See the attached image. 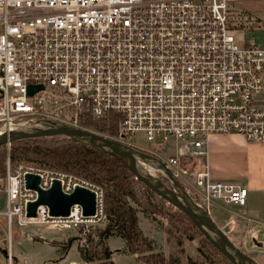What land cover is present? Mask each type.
Listing matches in <instances>:
<instances>
[{"label":"built area","instance_id":"2783aa9c","mask_svg":"<svg viewBox=\"0 0 264 264\" xmlns=\"http://www.w3.org/2000/svg\"><path fill=\"white\" fill-rule=\"evenodd\" d=\"M238 1L0 0V131L50 121L82 126L115 112V138L127 144L141 132L160 156L171 137L179 141L174 154L160 158L208 210L215 201L246 205L248 188L215 178L209 159L215 134L235 131L264 143V48L239 41ZM248 20L249 27L255 19ZM30 85L42 87L31 94ZM7 165L0 214L10 229L104 220L103 186L64 171ZM28 173L40 175L44 189L55 180L66 192L91 189L96 213L75 204L68 215H54L41 204L29 216L38 191L27 187Z\"/></svg>","mask_w":264,"mask_h":264},{"label":"trees","instance_id":"16d2710c","mask_svg":"<svg viewBox=\"0 0 264 264\" xmlns=\"http://www.w3.org/2000/svg\"><path fill=\"white\" fill-rule=\"evenodd\" d=\"M119 121V114L112 112L107 117H89L82 126L117 137ZM140 150L154 155L150 150ZM8 159L13 167L33 161L45 167L84 176L104 187L105 223L95 232L88 233L85 243L79 244V251L87 264H116L108 242L113 235L122 237L125 241L124 250L135 254L143 264H233L206 236L200 239L202 245L197 258L187 256L183 260L180 256L166 255L157 250L156 240L149 237L140 226L138 208L133 202L151 216L156 213L165 215L189 239L201 234V230L185 211L152 191L119 158L87 141L66 135H52L13 140L9 150L6 143L0 144V177L6 175ZM160 179L170 187L174 186L167 174L164 173ZM189 221L196 229L190 227ZM69 246L68 240L61 245V251H66Z\"/></svg>","mask_w":264,"mask_h":264},{"label":"water","instance_id":"95a60500","mask_svg":"<svg viewBox=\"0 0 264 264\" xmlns=\"http://www.w3.org/2000/svg\"><path fill=\"white\" fill-rule=\"evenodd\" d=\"M42 85H30L32 94ZM52 135H66L72 138L87 141L96 147L116 156L124 162L152 191L161 195L178 208L185 211L194 221L201 232L233 263V264H260L251 255L243 251L228 234L214 220L209 210L197 201L186 187L180 182L179 177L160 157L148 154L130 144L103 134L96 130L73 126L60 121H50L45 124H29L10 132L0 131V144L12 142L26 137H40ZM155 160L164 168L165 173L172 179L174 186L170 187L160 178L142 165L140 159ZM40 175L28 173L26 185L38 191L37 199L28 203L29 216H35L37 207L47 205L54 215H68L75 204H80L85 215H93L97 210L95 193L86 187L78 186L72 192L62 189L61 182L55 180L51 187L44 189L40 186ZM8 257V248H2Z\"/></svg>","mask_w":264,"mask_h":264},{"label":"rangeland","instance_id":"374dc122","mask_svg":"<svg viewBox=\"0 0 264 264\" xmlns=\"http://www.w3.org/2000/svg\"><path fill=\"white\" fill-rule=\"evenodd\" d=\"M236 4L238 6L237 13L241 12V14L239 15L237 14L238 16L237 21L239 20L238 22L239 27L235 28V32H236V35L239 41L244 42V43L253 42L264 48V0H241V1H238ZM242 13H244V15H242ZM250 15L252 19L254 18L255 20L248 27L247 23L249 22L248 19ZM90 129H93V128L91 127ZM178 143H179L178 140H176L174 137H171L166 145V149H164L160 153V156L166 159L168 154L174 153L177 150ZM132 145H135L139 147L140 149H144L147 151L150 150L154 152V155L160 157L158 155L157 150L150 148L151 142L148 141L146 136L141 132H138L135 135V137L133 138ZM6 148L7 150H9L10 148L8 143H6ZM8 160H7V163H8ZM139 161L142 163V165L147 167L151 171V173L157 178H160V176L162 177L164 176L165 170L158 161L144 159V158L140 159ZM20 164L34 165L36 167L59 170L55 168L45 167L33 161L22 162V163H19L18 165ZM7 166H6V173H7ZM13 168L15 167L11 165V169ZM59 171H63V170H59ZM64 172H68V171H64ZM68 173H72V172H68ZM5 177L6 175L0 177V207L4 206L2 203V200H4V198L2 197L1 194L5 195ZM179 180L184 185V187L187 188V190L188 188H190L189 184L186 183L185 179L179 178ZM90 181L95 184H98L92 180ZM133 204L136 205L141 215H146V217L150 218L153 221L152 225L150 224L151 227L150 228L148 227V232L155 234L156 236L155 240L157 242V248H156L157 250L163 251L166 255L180 256L183 260H185L187 256H191L193 258H197L200 256L199 247L202 245V242L200 241V239L202 236H205L202 232L201 234H196L193 239H189L186 236V234H182V232L174 224H171L165 215L156 213L155 215H153L154 216L153 217L149 215L148 213H146L145 211H143L138 206V204H136L135 202H133ZM231 213H232L231 208L224 206L222 208V217H217L219 218L218 220H219V223L221 224L220 226H223L227 234H230V235L233 232L231 231L230 226L227 225L226 223ZM0 221L4 223L5 228H6V239H5L6 248L10 246L9 237L11 235L12 243H13V250H14L13 252L16 254L15 256L19 255V257H22L24 255H27L30 260L37 259L36 255H33L32 253V251L34 250L33 248L34 240H33V236L32 238H30V235L42 234L45 236H53V237L57 236L59 238L65 236L69 240L71 239V237L76 236L75 239L77 241L85 243L87 241V234L90 232L92 233L93 231L95 232L96 229L103 226L105 223V220H103L101 223H95L94 225H79L77 227H70V228H64L62 230H59V229H55L53 227H50L45 224H40V223L28 224V225H25L24 227H21L20 225L13 223L12 228L10 229L8 227L7 220H4L3 215L0 216ZM189 223H191L190 227L195 228L194 226H192L191 221H189ZM143 224L146 228L149 225V223L145 220ZM262 229L264 230V227ZM191 232H193V229L191 230ZM252 239L253 238H251V236L248 234V241L246 243L240 242V240L238 239H236L235 241H236V245H238L243 251L251 255L254 259H256L258 263L264 264V231L260 232V237L259 239L257 238L258 240L257 239L252 240ZM257 241H259V243ZM62 244H65V242H62ZM109 244H110L111 249L115 250L114 255H115V259L117 260L118 264H143L140 261L138 262L137 259L131 256L130 254H125V253L116 251L120 249L121 247H123L124 245V240L122 237L116 236V235L111 236L109 239ZM45 251H48V248H46ZM79 257L80 256L75 246L70 254V259H68L66 264H69L70 260L79 259Z\"/></svg>","mask_w":264,"mask_h":264},{"label":"crops","instance_id":"0c3cea01","mask_svg":"<svg viewBox=\"0 0 264 264\" xmlns=\"http://www.w3.org/2000/svg\"><path fill=\"white\" fill-rule=\"evenodd\" d=\"M174 153L168 154L167 157ZM209 159L212 174L215 178L230 179L241 183L248 188L246 205H226V203H222L221 201H215L209 207V212L212 217L220 226L221 224L217 217H222V208L224 206L230 207L232 213L229 215L226 224L230 226V229L233 232L231 235L228 234L232 241L236 243L235 240L238 239L240 242L246 243L248 241V234L253 238L252 240L259 239L260 232L264 231L262 229L264 227V143L255 140H248L244 135L235 131L215 134L210 139ZM1 195L4 198V200H2L4 205L6 196L4 194ZM3 207H0V210ZM1 215H3L4 220H6L5 215L0 214V216ZM138 217L139 224L144 232L148 236L156 239L154 233L148 232V227H151L153 221L146 217V215H141L140 211H138ZM144 220L149 223L147 228L143 224ZM220 227L222 228L223 226ZM222 229L226 232L224 227ZM32 236L34 240V250L32 253L33 255H36V260H30L27 255L22 257H19V255L15 256L16 254L13 252L11 236L12 255L14 256L13 259L15 264H66L68 259H70V254L75 246L80 257L76 260H70L69 264H87L79 251L80 241L75 239L76 236L71 237L70 240L65 236L59 238L57 236L53 237L34 234L30 235V238H32ZM5 239L6 228L4 223L0 221V264L9 263V258L2 251V248H6ZM68 240L70 246L66 251L62 252L61 244ZM257 242L259 243V241ZM124 247L125 241L123 247L116 251L130 254L136 258L138 262L140 261L135 254L125 251ZM46 248H48V251H45ZM112 251V257L116 264H118L114 255L115 250Z\"/></svg>","mask_w":264,"mask_h":264},{"label":"bare ground","instance_id":"6f19581e","mask_svg":"<svg viewBox=\"0 0 264 264\" xmlns=\"http://www.w3.org/2000/svg\"><path fill=\"white\" fill-rule=\"evenodd\" d=\"M81 127H83V126H81Z\"/></svg>","mask_w":264,"mask_h":264}]
</instances>
